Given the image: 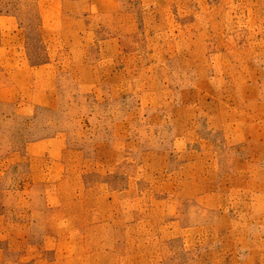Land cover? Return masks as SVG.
Instances as JSON below:
<instances>
[{
    "label": "rangeland",
    "instance_id": "obj_1",
    "mask_svg": "<svg viewBox=\"0 0 264 264\" xmlns=\"http://www.w3.org/2000/svg\"><path fill=\"white\" fill-rule=\"evenodd\" d=\"M0 264H264V0H0Z\"/></svg>",
    "mask_w": 264,
    "mask_h": 264
}]
</instances>
